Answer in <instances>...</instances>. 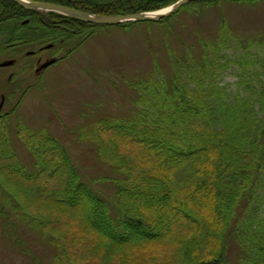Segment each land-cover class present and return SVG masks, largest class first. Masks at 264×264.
Wrapping results in <instances>:
<instances>
[{
  "label": "trees",
  "instance_id": "1",
  "mask_svg": "<svg viewBox=\"0 0 264 264\" xmlns=\"http://www.w3.org/2000/svg\"><path fill=\"white\" fill-rule=\"evenodd\" d=\"M28 1L121 16L156 12L179 0ZM260 1L195 0L158 23L117 27L167 26L184 11L198 15L223 4ZM96 28L111 27L38 15L0 0V54L40 44L32 51L37 56L44 52L42 46L64 47ZM220 31L199 38V50L188 45L180 57L168 52L171 74L139 81L135 116L102 125V133L113 137L104 161L116 177L110 180L113 207L82 181L70 157L37 164L40 174L55 181L51 195L37 191L41 199L55 202L58 217L73 222L80 232L79 245H72L76 258L65 244L67 259L77 264H229L232 245L238 264H264V63H258L260 72H252L257 87L241 80L243 91L227 94L218 79L228 67L222 61L232 40L228 27ZM239 59L244 73L255 67L248 57ZM48 142L43 152L50 148L54 153L55 143ZM25 216L15 214L20 220ZM85 234L92 237L91 246Z\"/></svg>",
  "mask_w": 264,
  "mask_h": 264
},
{
  "label": "rangeland",
  "instance_id": "2",
  "mask_svg": "<svg viewBox=\"0 0 264 264\" xmlns=\"http://www.w3.org/2000/svg\"><path fill=\"white\" fill-rule=\"evenodd\" d=\"M221 26L230 29L232 43L222 61L228 67L218 82L227 94L243 91L241 80L257 87L252 72H260L258 63H264V0L223 4L198 15L184 11L167 26L88 29L67 46L37 56L27 54L40 44L0 54V64L13 63L0 68V264H77L64 251L70 245L76 258L80 232L73 222L58 217L55 202L41 199L38 192L51 195L55 181L40 174L37 164L70 157L82 181L112 206L110 180L116 177L104 161L113 137L102 133V125L132 119L139 110V81L169 76L168 52L180 57L188 45L199 50L198 39L219 35ZM246 57L255 62L249 73L240 65L239 58ZM53 59V66L34 73ZM48 141L55 143L54 153L50 148L43 152ZM19 212L26 214L22 220L15 217ZM46 220L52 223L40 227ZM85 237L91 246L92 237ZM228 251L229 264H238L237 249L230 245Z\"/></svg>",
  "mask_w": 264,
  "mask_h": 264
},
{
  "label": "water",
  "instance_id": "3",
  "mask_svg": "<svg viewBox=\"0 0 264 264\" xmlns=\"http://www.w3.org/2000/svg\"><path fill=\"white\" fill-rule=\"evenodd\" d=\"M21 9L35 13H57L63 15L71 20L96 25V26H118L128 23H158L165 20L174 14H176L182 7L195 1V0H180L171 7L153 13H139V14H127L121 16H101L91 15L83 12H79L72 9H67L59 5L47 4V3H32L26 0H11ZM11 63L3 64L2 67H7ZM54 64V61L46 62L39 70H44Z\"/></svg>",
  "mask_w": 264,
  "mask_h": 264
},
{
  "label": "bare ground",
  "instance_id": "4",
  "mask_svg": "<svg viewBox=\"0 0 264 264\" xmlns=\"http://www.w3.org/2000/svg\"><path fill=\"white\" fill-rule=\"evenodd\" d=\"M61 7H63V6H61ZM64 8H67V7H64ZM67 9H69V8H67ZM23 10V9H22ZM25 11V10H24ZM46 14H49V13H46ZM51 14H56V15H59V16H62V17H65V16H63V15H60V14H57V13H51ZM65 18H67V17H65ZM69 19V18H68ZM28 23V21L26 20V21H24L22 24H27ZM54 60V59H53ZM53 60H50V61H53ZM49 61V62H50ZM7 63H11L10 65H13V63L10 61V62H7ZM3 64H6V63H3ZM3 64H0V66H2Z\"/></svg>",
  "mask_w": 264,
  "mask_h": 264
}]
</instances>
